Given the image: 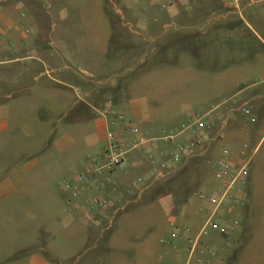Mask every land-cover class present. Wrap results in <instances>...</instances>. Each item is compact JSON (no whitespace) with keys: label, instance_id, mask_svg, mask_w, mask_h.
<instances>
[{"label":"crops","instance_id":"0c3cea01","mask_svg":"<svg viewBox=\"0 0 264 264\" xmlns=\"http://www.w3.org/2000/svg\"><path fill=\"white\" fill-rule=\"evenodd\" d=\"M180 1L162 9L152 0H0V215L27 206L30 216L8 235L0 220V264H176V251L161 239L176 228L196 233L212 208L197 193L219 190L206 164L207 174L192 177L194 191L175 194L180 204L149 192L182 165L164 166L163 153L187 136H163L192 113H210L213 127L205 147L183 162L216 160L228 147L238 165L249 145L243 201L223 209L242 227L229 245L217 232L204 241L223 249L221 264L234 254L235 264H264V219L257 225L246 217L264 201V86L256 83L264 76V0ZM108 100L159 140L130 150L113 182L99 179L108 204L88 222L89 193L73 199L60 184L101 153L112 128L101 113ZM220 103L227 109L211 114ZM148 150L161 155L157 179L148 176Z\"/></svg>","mask_w":264,"mask_h":264},{"label":"built area","instance_id":"2783aa9c","mask_svg":"<svg viewBox=\"0 0 264 264\" xmlns=\"http://www.w3.org/2000/svg\"><path fill=\"white\" fill-rule=\"evenodd\" d=\"M152 1L162 9H168L182 2L180 0ZM256 83L264 86V76L260 77ZM225 105L224 103L215 105L211 114L218 112L220 108L227 109ZM241 110L249 122H256V117L248 106H242ZM101 113L109 117V124L112 126L106 133L101 153L95 157H89L84 162L85 171L77 174L75 179L63 181L60 184V189L69 193L73 199L85 192L89 193L87 205L82 211L83 218L88 222L95 221L94 210L105 208L108 204L107 198L100 193L102 182L99 179L113 182V173L127 166L126 157L130 150L142 149L148 144L157 145L159 140V138L143 134L137 125L131 124L125 113L114 106L112 100L105 103ZM212 127L213 120L210 119V113L187 115V120L179 126L177 131H170L163 136L165 140H172L181 135L187 136L185 142L178 144L170 152L163 153L167 157L163 165H179L186 158L194 156L199 149L205 147ZM120 130L129 131L132 138L127 140L119 135ZM248 148V143H244L241 151L243 160L238 165L232 163L228 147L222 148L221 157L218 159L206 161L219 185V190L215 194L197 193L200 199L207 200L212 205L207 212V218L196 233H192L190 226L184 228L183 235L181 230L176 228L168 238L161 239L163 244L172 245L176 251V264H221L223 249L216 243L204 241V238L209 237L211 232H217L225 244L229 245L232 242V235L239 232L242 227L238 217H228L223 209L229 208L230 204H240L243 201L242 195L245 193L249 176ZM146 154L152 167L148 176L150 179H157L160 175L159 165H162L161 155L156 150H148ZM91 180L97 181V184L93 186ZM145 180V177H139L136 182L142 183ZM181 236H184L186 241L185 247L177 244Z\"/></svg>","mask_w":264,"mask_h":264},{"label":"rangeland","instance_id":"374dc122","mask_svg":"<svg viewBox=\"0 0 264 264\" xmlns=\"http://www.w3.org/2000/svg\"><path fill=\"white\" fill-rule=\"evenodd\" d=\"M224 89H222L223 91ZM224 91L223 92H218L217 93V100L222 99L224 96ZM193 161L191 165L188 163L182 162L181 166H178L171 174L169 175L168 179L163 181L159 180L157 181L151 188H149V192L153 193V196L158 197V196H167L168 194L174 195V202L176 201V204H180V199L175 195L178 192H182V188H185V192L189 191L192 192L194 187L191 186V181L193 175L195 173L199 172V174H207L208 171L206 169V159L205 156L199 155L193 158L188 159V162ZM63 182V181H62ZM196 190V189H195ZM35 204L34 201H30L28 205ZM27 206L26 207H16L13 210L5 212L6 214L0 215V220L1 223L6 224V231L7 233L4 235L11 234L12 229L15 227V225H18L19 223L28 222L29 221V214L27 212ZM250 211V216L248 213L246 214L247 219H251L252 223H255L258 225L260 224L261 221L264 219V201L260 202H255L252 204V210L251 207H249ZM4 212V211H0ZM29 216V217H28ZM245 217V216H244ZM164 218V217H163ZM162 220V217L159 218L158 220H155L153 224H151L150 227V233H148L150 236L157 237L158 235V224ZM245 222L247 223L246 218L243 220V224L245 225ZM22 224V225H23Z\"/></svg>","mask_w":264,"mask_h":264},{"label":"trees","instance_id":"16d2710c","mask_svg":"<svg viewBox=\"0 0 264 264\" xmlns=\"http://www.w3.org/2000/svg\"><path fill=\"white\" fill-rule=\"evenodd\" d=\"M46 256H48L47 253H44ZM20 254H18L19 256ZM235 259H236V254H234L231 259H229L228 263L227 264H235Z\"/></svg>","mask_w":264,"mask_h":264}]
</instances>
